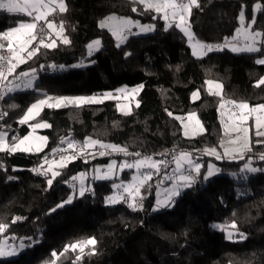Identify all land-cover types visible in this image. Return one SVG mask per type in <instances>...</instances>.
I'll return each instance as SVG.
<instances>
[{
  "label": "trees",
  "instance_id": "obj_1",
  "mask_svg": "<svg viewBox=\"0 0 264 264\" xmlns=\"http://www.w3.org/2000/svg\"><path fill=\"white\" fill-rule=\"evenodd\" d=\"M65 3L67 11L50 19L58 24L64 21V35L71 43L57 40L56 48H41L36 57L16 69L9 80L31 69H36L38 80L30 90L3 97L0 113L6 115L0 124L16 136L27 133L29 126L18 121L44 94L89 95L120 85L142 84L137 95L140 106H134L130 115L118 112L114 100L79 108L45 107L35 118L51 125L42 130L47 137L43 151L0 153V218L9 224L0 239L5 237L14 246L25 244L18 254L1 257L0 264H51L53 251L59 254L65 245L87 238L96 239L95 254H89V246L78 264H264V160L258 158L264 145L253 143L244 160L192 154L203 161L198 180L176 195L172 205L158 211L153 209L154 183L162 175L154 176L151 187L142 189L143 207L137 210L125 202L105 203L112 190L108 180L87 177L85 188L90 190L83 196L77 191L72 177L87 173L91 164L134 155L113 153L87 162L89 155L78 156L67 167L55 169L61 175L51 186L47 184L51 173L45 176L33 171L43 163L44 155L67 146L62 138L80 145L92 138L158 160L156 154L166 148L195 152L217 145L221 136L220 97L208 94L207 80L221 82L225 100L264 104V85L255 86L264 77V65L255 63L263 57L261 52L236 54L224 48L196 58L179 29L173 26L165 30V21L153 19L157 14L145 11L136 0ZM198 4L188 20L195 38L206 44L222 45L225 37H233L241 6L245 25L251 21L255 5L261 6L252 30L264 32V0H198ZM110 14L154 25V30L135 35L132 29L117 47L113 35L98 27V20ZM25 17L0 10V31ZM95 38L100 39L101 48L85 58L87 44ZM83 60L91 64L79 67ZM195 90H199V99L191 101ZM190 112L198 115L205 131L187 138L174 117ZM249 156L253 158L251 165L260 169L254 174L241 171ZM207 159H214L219 171L205 180ZM70 196L71 202L63 203ZM16 217L21 219L12 223ZM233 221L237 229L231 227ZM227 229L234 233L231 239L225 237ZM77 254L78 250L69 252V259L57 264H72Z\"/></svg>",
  "mask_w": 264,
  "mask_h": 264
},
{
  "label": "snow or ice",
  "instance_id": "obj_2",
  "mask_svg": "<svg viewBox=\"0 0 264 264\" xmlns=\"http://www.w3.org/2000/svg\"><path fill=\"white\" fill-rule=\"evenodd\" d=\"M136 2L144 6L145 11H154L157 15L153 16V19H163L165 21V30L175 26L179 29L186 37L189 46L192 49V55L196 58H201L207 55L208 52L215 50H223L224 48H229L233 52H249V53H259L261 52V46L264 45V32L259 30L253 31V25L256 24L255 12L260 11L261 6L259 4L255 5L254 13L252 15L251 21L245 26V12L243 6H241V11L239 13L240 26L236 29V36L231 40L227 37L224 38V43L222 45H210L204 44L195 38L194 33L191 31V25L188 18L191 16L192 8L199 7L198 0H136ZM0 10L6 11L11 14H21L28 17L27 20H21L17 22V25L12 27L10 30L0 34V41H6L7 45L0 43V99L8 93H12L19 90L32 89L34 87V81L36 79V69H31L30 71L19 72L14 75V79L18 83H13L9 80L10 76L16 73V69L27 63L29 60L36 57L41 48L43 49H54L58 46L57 39L60 40L62 44H70L69 38L64 35L65 27L64 21L61 20L59 25H57L56 20L50 19V17H55L58 14H62L67 11V5L65 0H0ZM133 12L137 9L133 7ZM115 18H108L106 21L101 22V27H109V20H114ZM139 28L140 32L153 31L154 25H141L139 21H133L130 18L119 19L115 26L110 28L113 36L117 38V47L120 43L127 39L126 33L131 32L132 28ZM244 37V43H239V37ZM55 37V38H54ZM100 45V41H93L87 47L89 49V55L94 47ZM4 52L7 55L3 54ZM257 64L264 65V58L257 59L255 61ZM43 67V66H41ZM63 67V66H61ZM7 82V83H5ZM208 85V94L220 97L219 110L221 111V124L224 130V135L230 138L225 141H220V146L224 149L223 156L216 148L204 149V153L207 155H214L216 159H222L223 157H228L233 160L245 159V154L252 152V143L249 135L250 127L248 122L251 119L253 121L252 127L254 128V135L258 138H264V104H258L255 106H250L245 101L237 102L236 100L227 99L225 100L222 94V85L214 82L213 80L206 81ZM264 85V77L260 78L256 87ZM143 85L128 89H118L116 93L106 92L100 95L93 96H59L53 97L44 94V98L38 99L30 107L27 108L26 113L18 121L19 124L25 125L32 119H35L40 115L43 108H62V107H83L89 104H101L107 99H120L121 96L124 99H128L131 96V101H135V95H137ZM6 89V91H3ZM193 101L199 99V90L192 93ZM131 101L129 104L121 105L117 104V108L123 112L125 115L131 114ZM135 106L139 107V101H135ZM226 106H230L229 110L231 115L229 120L231 123L226 122L223 119L224 110ZM15 108L16 105H11ZM167 112L168 110L165 109ZM6 113H0V118H2ZM169 116L173 114L168 112ZM175 119L181 121L182 127L184 129V135L186 137L199 135L205 130L203 125L199 121L197 114L195 112H190L186 117L176 116ZM185 120L191 122L195 121V125L198 127H192L191 133L189 130V123H185ZM10 127V126H8ZM33 132L39 128L51 127L47 122L36 123L31 125ZM234 133L235 136L232 138L230 134ZM35 139V143H32ZM62 143H67L69 149H76L79 147L77 155L64 156L61 155L58 160L49 161L48 157H43L44 163L34 168L33 171L40 175L48 176L51 173V178L47 180L48 186L53 184L56 177L61 175L60 171L54 169H63L67 167V164L72 160H75L78 156H84L85 154L95 156L111 155L113 153H122L125 156L134 155L140 157V153H129L127 148L121 147L114 144H105L99 140H94L92 138H86L83 145L79 142L73 141L70 138L65 140L62 138ZM226 144L232 145V147L225 146ZM257 145H264V139H257ZM47 145V137L39 136L33 137L32 134L25 135L23 138H18L16 135H12L9 140V133L7 131L0 130V153L7 152L13 154L16 152H27L39 154L43 151L44 147ZM99 148L98 153L86 151L88 149ZM60 151V149H53V154ZM260 160H264V153L260 154L258 157ZM251 156L248 157L247 162L244 164L241 171L256 172L260 169L252 167ZM87 162V160H85ZM173 162L175 163V168L172 170L173 175L169 176L168 172L165 171L161 177V183L164 180H171L172 186L166 188L165 198L161 201L159 198L157 204H167L171 201L172 197L179 195L180 191L184 188L191 187L195 182V179L200 174V169L202 165L192 157L191 153L181 152L178 155L173 156ZM47 164V168L44 165ZM168 161L165 160H154L151 156H144L135 159L132 162L127 160L121 161L119 164L115 160L109 162L102 172L100 168L96 169L95 179H112L116 173V170L123 172L125 169H134L135 173L131 177L130 183L121 182L120 184H113V188L117 190V194L107 197L109 203L125 202L128 206L137 210L142 208V192L141 190L145 187H151L149 181L153 179V176H161V167L163 166L167 169ZM15 170V169H14ZM143 170V171H142ZM219 171V169H215ZM187 173V174H185ZM195 174V175H193ZM214 174L213 165H208V172L204 179ZM87 178L86 173H80L78 176L72 177L73 180H78L80 182L79 195L83 196L86 189L84 186V181ZM122 189V192L119 190ZM127 196V199H126ZM72 197L63 203H70ZM63 203L58 205L62 207ZM21 218L16 217L12 220V223H16ZM9 227V224L0 218V233L4 232ZM223 230V226H217ZM233 229H237L236 223L233 221L231 224ZM233 236L232 232L228 233L227 238L231 239ZM241 238H244L243 233H240ZM15 239V237H12ZM29 240L31 238H28ZM97 241L95 238L80 239L76 242L65 245L63 250L58 254L56 251L51 253V256L55 259L51 260V264H57V261L64 259L68 260V253H76L75 259L72 260V264H78V262L83 258L85 254V249L91 246V251L89 254H95V245ZM25 244L21 242L18 246L10 245L7 241L0 242V257H8L16 255L18 250L23 249Z\"/></svg>",
  "mask_w": 264,
  "mask_h": 264
},
{
  "label": "rangeland",
  "instance_id": "obj_3",
  "mask_svg": "<svg viewBox=\"0 0 264 264\" xmlns=\"http://www.w3.org/2000/svg\"><path fill=\"white\" fill-rule=\"evenodd\" d=\"M255 8V7H254ZM254 8H253V13H254ZM257 12H255V14H256ZM15 15H21V14H15ZM23 16V15H22ZM115 18L114 20H109L108 22H109V27H101V22L102 21H106V20H108V18ZM121 18H124V19H126L125 17H119V16H117V15H114V14H110V15H107V16H105V17H103V18H101V19H99L98 20V27L99 28H101V29H107L111 34H112V32L110 31V28L111 27H113V26H115V24H116V22L119 20V19H121ZM28 19V17H25V19L24 20H27ZM238 22H239V24H238V26H237V28L240 26V21H239V17H238ZM245 24V23H244ZM57 25H59L58 23H57ZM141 25H150V24H147V23H144V24H141ZM16 26V25H15ZM245 26H247V25H245ZM14 27V26H13ZM12 27H10V28H8V29H6V30H4V31H0V34H2V33H4V32H6V31H8V30H10ZM236 28V29H237ZM133 29V34H135V35H144V34H148V33H151L152 31H147V32H140V30L139 29H137V28H132ZM253 31H256V30H253ZM113 35V34H112ZM126 35H127V39H128V37L130 36V34H128V33H126ZM236 36V30H235V33H234V35H233V37H235ZM114 38H116L115 36H113ZM186 37V36H185ZM232 37V38H233ZM55 38V37H54ZM232 38H230V40L232 39ZM126 39V40H127ZM186 39H187V37H186ZM197 39V38H196ZM58 41H60L59 39H57ZM96 40H99L100 41V39L99 38H95V39H93V40H91L88 44H87V46L89 45V44H92V42L93 41H96ZM125 40V41H126ZM198 40V39H197ZM125 41H123V42H121L120 44H122V43H124ZM198 41H200V40H198ZM188 42V41H187ZM201 43H204V42H202V41H200ZM239 42H241L242 44L244 43V37L241 35L240 37H239ZM0 43H4L5 44V46L7 45V42L6 41H0ZM189 44V43H188ZM204 44H206V43H204ZM101 48V43H100V45L98 46V48L97 47H94L93 48V50H92V52H91V55H89V49H88V47L86 48V57L85 58H89V57H91L96 51H98L99 49ZM229 49V48H228ZM261 53L263 54V57H261V58H264V45H262L261 46ZM192 50V49H191ZM230 50V49H229ZM231 51V50H230ZM212 52V51H211ZM231 52H233V51H231ZM208 53H210V52H208ZM207 53V54H208ZM233 53H236V54H238V53H249V52H233ZM205 56V55H204ZM203 57V56H202ZM91 64V61H82L81 63H79V64H77L79 67H83V66H86V65H90ZM37 80H38V77H37V75H36V79H35V81H34V84L37 82ZM13 81V83H18V81H16V80H12ZM208 81V80H207ZM214 82H216V83H219V84H221V82L220 81H216V80H213ZM140 84H138V85H133V86H128V85H120V86H118V87H116L115 89H113V90H107V91H103V92H101V93H96V94H89V95H73V96H69V97H77V96H93V95H100V94H103V93H106V92H111V93H113V94H115L116 93V90H118V89H124V88H128V89H131V88H134V87H137V86H139ZM222 85V84H221ZM205 89L207 90L208 89V85L205 83ZM27 90H30V89H27ZM27 90H19V91H27ZM5 91H6V89H5ZM197 90H195L194 92H196ZM208 91V90H207ZM13 93V92H12ZM193 93V92H192ZM192 93H191V96H190V99H191V101H193V98H192ZM8 94H11V93H8ZM138 95V94H137ZM137 95H135V101H138L137 100ZM48 96H53V97H59V96H64V95H48ZM41 98H44V96H42ZM41 98H39V99H41ZM107 100H114L115 101V107H116V109L118 110V112H120V113H123V112H121L118 108H117V104H121V105H125V104H129V101H131V96H129V98L126 100V99H124V97L123 96H121L120 97V99H118V100H116V99H107ZM107 100H105V101H107ZM37 101V100H36ZM36 101H34L33 103H35ZM135 101H131V104H130V107H131V110L133 109V107L135 106ZM32 103V104H33ZM31 104V105H32ZM30 105V106H31ZM89 105H94V104H89ZM29 106V107H30ZM250 106H255V105H250ZM229 108H230V106H226V109L224 110V116H223V119L226 121V122H229V123H231L232 121H230L229 120V116L231 115V111L229 110ZM25 113H26V111H25ZM24 113V114H25ZM23 114V115H24ZM187 116V114L186 115H184V116H182V117H186ZM23 117V116H22ZM21 117V118H22ZM197 117H198V115H197ZM20 118V119H21ZM198 119H199V117H198ZM219 119H220V122H221V111H220V115H219ZM199 121H200V119H199ZM44 121H37V120H35V119H32V120H30L29 122H28V124H26L27 126H29V131L27 132V133H25L24 135H18L17 137L18 138H23L25 135H28V134H32L33 135V137L35 138V137H39V136H44L45 137V135L42 133V130H44L45 128H39V129H36L35 130V132H33V129H32V127H31V125H34V124H36V123H43ZM201 122V121H200ZM185 123H189V130H190V133H191V129H192V127H198V126H196L195 125V121H191V122H189V121H187V120H185ZM201 124H202V122H201ZM180 125H181V133H182V135L184 136V137H186L185 135H184V129H183V127H182V124H181V121H180ZM203 125V124H202ZM252 125H253V121L250 119L249 120V122H248V126L250 127V132H249V135H250V138H251V143L253 144V143H255L256 144V140L257 139H264V138H258V137H256L255 135H254V128L252 127ZM203 128H204V126H203ZM0 130H3V131H7L8 133H9V140H10V138H11V136L13 135V134H11V131L7 128V127H4L3 125H1L0 124ZM230 136L232 137V138H234V136H235V134L234 133H232V134H230ZM189 137H193L191 134H190V136H188L187 138H189ZM230 137L229 136H225L224 135V130H223V127H222V124H221V136H220V139H219V142H218V144L217 145H215V146H210V147H206V148H204V149H211V148H216V150L218 151V152H220L221 153V155L223 156V148L220 146V141L223 139V140H225V141H227L228 139H229ZM36 141H35V139H33V141H32V143H35ZM225 146H227V147H232V145H228V144H226ZM90 151L91 152H94V151H92V149H90ZM203 152H204V150H203ZM95 153H97V152H95ZM247 154V153H246ZM245 154V155H246ZM205 155H207V154H205ZM207 156H211V157H213L214 159H216L215 158V156L214 155H207ZM102 157H104V156H102ZM101 156H99L98 154L95 156V158H93L92 156H88V157H86L85 158V160H94V159H96V158H98V159H100V158H102ZM141 157V156H140ZM140 157H134V158H128V157H111V158H109V159H107V161L106 162H101V161H98V162H95V163H93V164H91V166H90V168L88 169V172L86 173L87 174V177H95V175H96V169L97 168H100L101 169V171L103 172L104 170H105V167L109 164V162L110 161H112V160H115L116 162H117V164H119L121 161H125V160H127V161H129V162H132V161H134L135 159H138V158H140ZM195 160H196V162H198V163H200L201 165H202V160H200V159H198L199 158V156H196V157H193ZM223 158H228V157H223ZM222 158V159H223ZM59 158H55V160H58ZM154 160H158V159H156V158H153ZM214 159L212 160V159H207L206 160V170H205V172L203 173V178L205 177V175H207V172H208V165L209 164H211V165H213V170H214V174L213 175H211V176H209L207 179H209V178H211V177H213L214 175H216V174H218V171H215V169H217V165L215 164V162H214ZM228 159H231V158H228ZM54 160V159H53ZM218 160V159H217ZM219 160H221V159H219ZM252 166V165H251ZM253 167V166H252ZM47 168V167H46ZM175 168V163H173V166L171 167V170H173ZM55 170V169H54ZM143 171V170H142ZM257 172V171H256ZM256 172H247V173H256ZM134 174H136L135 173V170L134 169H125L123 172H121V171H119V169H117L116 170V173H115V175L113 176V178L112 179H95L96 181H104V180H108V181H110L109 182V184H110V186H111V188H112V190H111V192H110V194H109V196L108 197H110V196H113L114 194H117V190H115L114 188H113V184H120L121 182H125V183H130L131 182V177L134 175ZM155 176V175H154ZM153 176V177H154ZM163 176V175H162ZM161 176V177H162ZM161 177L159 178V185L156 187V190H155V199H154V205H153V209L154 210H156V211H158V210H160V209H162L164 206H167V205H172V203H173V199H174V197H172V199H171V201H169L167 204H161V205H158L157 204V200H158V198L161 200V201H163L164 200V198H165V189L166 188H170L171 186H172V181L171 180H164V182L163 183H161L160 181H161ZM206 180V179H205ZM75 182H76V184H77V191H78V193H79V189H80V182L78 181V180H74ZM150 182V181H149ZM86 185V179H85V181H84V186ZM91 185V184H90ZM183 190V189H182ZM181 190V191H182ZM120 192H122V189H120L119 190ZM142 191V190H141ZM180 191V192H181ZM126 198H127V196H126ZM105 203H108V204H110L108 201H107V199H106V201H105ZM119 203V202H118ZM111 204H114V203H111ZM229 232H232L230 229H227V230H225V237L227 238V236H228V233ZM234 234V233H233ZM3 241H7V239L5 238V237H1V239H0V242H3ZM16 246H18V245H16ZM22 249H20V250H18V252L19 251H21ZM18 252H17V254H18ZM12 256H14V255H12ZM1 258V257H0Z\"/></svg>",
  "mask_w": 264,
  "mask_h": 264
},
{
  "label": "built area",
  "instance_id": "obj_4",
  "mask_svg": "<svg viewBox=\"0 0 264 264\" xmlns=\"http://www.w3.org/2000/svg\"><path fill=\"white\" fill-rule=\"evenodd\" d=\"M3 54L7 55L6 52H4ZM5 83H7V82H5ZM0 89H2V86H0ZM3 91H5V89H3ZM2 99H0V112L2 111V106H1ZM78 151H79V147H77L76 149H69L68 146H66V147L61 148L60 151L56 152L55 154H46L43 157L47 156L49 161H51L54 158H59L61 155H64V156L76 155L78 153ZM95 151L98 153L100 151V149L96 148ZM181 152H187V153L197 154V155H203L204 154L203 150H200V149H198L195 152H192L190 150L182 149V148L175 147V146L170 147V148H166V149H164L161 152L156 154V156H158L160 160L168 161L167 169H165L163 166L161 167V175H163V173L165 171L168 172L169 176L173 175V171L171 170V167L173 166V163H174L173 162V156L178 155ZM129 153H132V152H129ZM114 154H118V153H114ZM43 157H42V162L44 163ZM185 174H187V173H185ZM193 175H195V174H193ZM196 180H198V176L196 177L195 181ZM154 184L157 187L160 183H159V181H156Z\"/></svg>",
  "mask_w": 264,
  "mask_h": 264
},
{
  "label": "crops",
  "instance_id": "obj_5",
  "mask_svg": "<svg viewBox=\"0 0 264 264\" xmlns=\"http://www.w3.org/2000/svg\"><path fill=\"white\" fill-rule=\"evenodd\" d=\"M137 29H139V28H137ZM115 40L117 41V38H115ZM239 43H241V42H239ZM242 44V43H241Z\"/></svg>",
  "mask_w": 264,
  "mask_h": 264
}]
</instances>
